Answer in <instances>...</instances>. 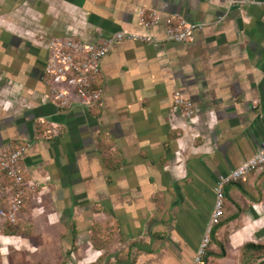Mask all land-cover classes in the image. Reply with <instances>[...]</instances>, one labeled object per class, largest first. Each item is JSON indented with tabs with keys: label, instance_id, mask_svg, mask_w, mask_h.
Wrapping results in <instances>:
<instances>
[{
	"label": "crops",
	"instance_id": "1",
	"mask_svg": "<svg viewBox=\"0 0 264 264\" xmlns=\"http://www.w3.org/2000/svg\"><path fill=\"white\" fill-rule=\"evenodd\" d=\"M232 1L0 0V158L31 142L21 167L37 185L19 227L0 218L2 253L36 246L42 222L65 240L71 264H193L220 176L264 140V0ZM144 8L209 25L186 43L116 42L101 65L103 106L54 105L39 36L163 38V26L140 24ZM176 91L194 101L192 119L174 105ZM48 124L60 133L45 137ZM224 195L223 219L237 216L217 231L226 255L209 264L264 245V169Z\"/></svg>",
	"mask_w": 264,
	"mask_h": 264
},
{
	"label": "built area",
	"instance_id": "2",
	"mask_svg": "<svg viewBox=\"0 0 264 264\" xmlns=\"http://www.w3.org/2000/svg\"><path fill=\"white\" fill-rule=\"evenodd\" d=\"M246 2L248 0H233L232 5ZM252 2L263 4L259 0ZM140 24L146 28L163 26L165 36L161 38L151 34L120 31L102 41L90 42L71 35H40L39 41L45 42L48 50L41 78L49 86L52 103L61 109H70L75 105H80L89 111L99 110L103 106L104 95L101 65L116 42L132 39L146 43L162 41L186 43L193 41L196 33L209 25L206 22L189 21L180 13H173L164 18L153 8L142 10ZM173 101L187 119H192L195 116L196 108L191 98L176 91ZM45 128V137L60 133L58 126L54 124H48ZM31 145L32 143L29 141L11 143L8 153L0 158V199L7 203V206L0 208V218L12 225L18 223L27 199L31 193L37 190V185L26 179L21 167V161ZM263 169L264 140L251 158L228 174L220 176L214 210L197 254L194 256L193 264H203L202 256L206 253L211 242L212 230L224 215L225 187L244 181L251 173Z\"/></svg>",
	"mask_w": 264,
	"mask_h": 264
},
{
	"label": "rangeland",
	"instance_id": "3",
	"mask_svg": "<svg viewBox=\"0 0 264 264\" xmlns=\"http://www.w3.org/2000/svg\"><path fill=\"white\" fill-rule=\"evenodd\" d=\"M16 226L19 227L18 224ZM39 228L42 230L40 235L44 240H37V245L33 247L11 248L9 252H3L4 254L0 250V264H71L68 262L70 257L65 255L69 251L65 246V240L61 239L64 245L56 242L54 229L49 226L46 227L42 222H40ZM16 230L17 228L15 232ZM254 255L253 258L248 259L247 264H261L263 262L264 251H257ZM214 264H241V260L237 258L228 259L226 262L217 261Z\"/></svg>",
	"mask_w": 264,
	"mask_h": 264
},
{
	"label": "trees",
	"instance_id": "4",
	"mask_svg": "<svg viewBox=\"0 0 264 264\" xmlns=\"http://www.w3.org/2000/svg\"><path fill=\"white\" fill-rule=\"evenodd\" d=\"M223 216H222L220 222L217 225H215L213 230H212L211 242H210V244L208 246L210 248L208 249V251H206L204 256H202V258L204 259L203 264H209V258H208L209 256L222 257V256L226 255L225 246L222 243V241H220L218 239L217 231L227 221L234 219L237 215H232L231 217L224 218V219H223ZM213 244H215L218 247V250H214V251L212 250L211 246ZM257 251L263 252L264 251V245H259V244H254V243L247 244V246H245L243 255L241 257V264H247L248 263V259L253 258L255 256L254 254ZM261 264H264V259H263V262Z\"/></svg>",
	"mask_w": 264,
	"mask_h": 264
}]
</instances>
